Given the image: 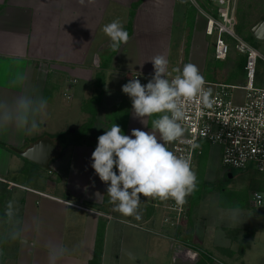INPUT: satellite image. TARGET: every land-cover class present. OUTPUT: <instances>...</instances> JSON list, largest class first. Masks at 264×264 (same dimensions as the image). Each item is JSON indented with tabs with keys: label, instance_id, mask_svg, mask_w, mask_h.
<instances>
[{
	"label": "crops",
	"instance_id": "1",
	"mask_svg": "<svg viewBox=\"0 0 264 264\" xmlns=\"http://www.w3.org/2000/svg\"><path fill=\"white\" fill-rule=\"evenodd\" d=\"M135 1L137 0H83V2L81 0H0V97L8 98L7 95L12 97L14 93L16 96L20 95L21 86L14 85L12 81L22 74L25 78L23 93L45 98L48 101L47 109L56 110L55 115L60 112L61 120L70 112L72 102L79 97L78 93L83 91L85 94H90L91 92V87L87 85L94 83V77L89 76L87 79L83 77L84 70H93L95 76L101 64L107 65L104 69L105 91L96 106V122L82 139L81 144H72L69 139L58 136V132L63 129L53 127L52 123L49 124L50 119L47 116L44 117L45 121L41 125L45 134L35 138L39 128L31 133L21 132L15 142L7 143L10 144L8 149L11 146L25 149L41 138L52 139L59 153L50 161V170L37 165L36 168L31 165V169L28 166V170L34 178L40 176V170L42 172L44 170L49 174H57L60 180H55L57 183H48L46 188L40 189L6 178L9 171L5 167L4 176L0 174V234L9 227L5 223V209L7 203L13 201L17 209V219L21 222L20 227L24 229L25 240L23 243L0 241V264H48L50 242L76 249L58 261V264H90L95 239L101 227L103 243L100 264H105L108 251L111 250L112 245H116L115 238H121L122 231L127 230L123 224L144 226L146 230L143 229V232L146 233L149 228V232L160 237L152 239L155 243L152 255L160 264L162 263L159 256L160 244L165 241L171 242L170 248H175L176 251L171 264H211L213 259L226 264H246V249L240 253L237 243L244 238L243 234L249 239L246 241L245 248L249 249L252 244H257L261 245L264 251V207H254L250 202L253 191L264 192L257 188L249 189L244 203L240 204L239 198L235 197L236 193L233 192L229 200L218 206L220 211L216 219L219 223L218 228L223 231L222 236L226 238L223 242H219L216 237L218 228L214 231V239H206L203 238L206 229L201 231L199 226L191 225L189 203L193 194L187 201L183 226L177 229L162 226V213L149 204L150 199H153L151 197L141 196L138 218L137 216L125 217L113 211L107 196V185L99 179L91 167V155L97 146V138L109 129L110 125L104 120L105 115L100 113L101 102L108 99L106 113L124 109V118L118 125L125 135H131L132 129L151 131V121L159 114L145 118L144 124L134 118L131 100L122 92V86L136 73L152 78L154 69L150 59L156 55H163L167 59L172 43H175L176 47L174 68L182 69L183 66H180V63L183 60V65L192 63L198 68L201 66L202 74L204 73L202 69H206L209 63L208 61L203 62L204 65H199L197 62L200 59L194 56L199 45L197 43L201 42V46L204 44L202 47L204 50L208 48V44L203 39L206 36L201 32L203 17L196 12L193 28L189 32L186 17L191 11L189 7H186L181 12L182 25L178 23L179 25L174 26L170 3L175 0H141L132 20L129 41L121 46L118 53L114 52L111 55L110 40L102 28L117 19L124 27L130 6ZM188 5L193 7L189 2ZM263 14L264 11L259 15V22L264 20ZM189 33V47L186 49ZM173 35L176 36L174 41ZM225 60L218 62H225ZM52 61L76 67L72 77L74 84L70 87L71 100L64 101L60 106L53 103L56 98L55 88L48 87L49 90L46 91V77L43 71L39 69V73L35 74L36 65L40 66ZM215 61L217 60L211 58V62ZM215 79L209 80L224 82ZM240 79L241 77L236 79L235 83H241ZM84 99L79 98V102L74 104V109L81 115L80 120L75 121L79 123L77 128L83 124L82 116L88 115L83 110ZM64 120L67 121V118L65 117ZM76 127L73 125L69 131L70 135L75 133ZM2 138L0 136V141L5 143ZM24 143H26L25 146H23ZM0 152L4 153L8 161L13 160L18 170L22 171L25 167L26 159L10 149L11 153L1 148ZM55 188H58L60 192L57 193ZM230 200L234 202L228 205ZM233 215L239 217L236 222L232 220ZM206 217L209 219V216L206 215ZM207 228L215 229L211 226ZM158 231L161 235L156 233ZM142 234L138 236L140 243L145 238ZM230 234H234V238H227ZM131 240L139 243L134 239ZM133 256L135 258L131 257V259L140 260L137 258L139 256L137 253ZM116 259L119 260L118 255Z\"/></svg>",
	"mask_w": 264,
	"mask_h": 264
},
{
	"label": "clouds",
	"instance_id": "2",
	"mask_svg": "<svg viewBox=\"0 0 264 264\" xmlns=\"http://www.w3.org/2000/svg\"><path fill=\"white\" fill-rule=\"evenodd\" d=\"M83 2V0H81ZM102 31L109 38V47L119 52L130 37L121 22L113 20L103 26ZM154 74L147 84L130 79L122 86L132 104V114L143 124L145 118L157 116L151 121V131L132 129L125 135L122 128L113 123L97 138L92 152L91 167L99 179L107 185V196L113 211L125 217L137 216L141 196L160 200L173 199L176 204L185 203V198L196 187L197 176L190 161L169 150L168 144L179 141L184 135L182 121L186 117V102L198 96H206L205 80L198 67L186 63L182 69L168 71V60L163 55L150 59ZM24 76L18 75L12 83L22 86ZM48 101L43 97L25 94L12 99L0 97V132L9 129L31 133L40 126L46 115ZM115 169V170H114ZM260 198V194H256ZM238 215H233L236 222ZM5 223L9 225L0 241L25 240L24 229L17 219L13 201L7 203ZM75 248L63 244H48V264H58Z\"/></svg>",
	"mask_w": 264,
	"mask_h": 264
},
{
	"label": "rangeland",
	"instance_id": "3",
	"mask_svg": "<svg viewBox=\"0 0 264 264\" xmlns=\"http://www.w3.org/2000/svg\"><path fill=\"white\" fill-rule=\"evenodd\" d=\"M200 8L203 7L202 1L201 0H196ZM171 6V17L174 23V26L177 25L178 23L182 25L183 22H181V18L183 15H181V12L184 8L188 7V1L187 0H175L173 3H170ZM194 7V6H193ZM241 7V12L239 13L238 11L236 12L237 15V25L241 24V22L246 23L247 28L253 26L258 20H259V15H261L264 11V0H236V9ZM195 8V7H194ZM197 10V8H195ZM199 13V11L197 10ZM238 14L240 17H242L241 21L238 19ZM200 16V13L198 14ZM178 24V25H179ZM204 20L201 24V32L204 35ZM186 31V30H185ZM200 34V36L202 35ZM252 34V32H251ZM240 35V34H239ZM199 36V37H200ZM241 36V35H240ZM176 38V36L172 37L173 41ZM204 42L208 44V48L204 50V44L201 46V42L197 43L198 49L195 51L197 53H194V56L199 60V65H204V63L208 62L206 66V69L204 70L203 75L204 80L206 79L207 81H210L209 79L216 78L219 80H224V79H229L231 76L230 70L233 69L235 65V61L237 57L239 56L238 54L235 53V50H231L227 59L225 62H211L212 58V49H211V43H212V38L210 37H203ZM251 42H258L257 45L258 47H261L262 49L264 48V42L263 41H257L256 39L251 38ZM203 43V42H202ZM175 43H172L171 46V51H169L170 55H167V60H168V71L174 75H176L175 72H172V69L174 68V57L176 55V47L174 45ZM263 46V47H262ZM198 54V55H197ZM169 57V58H168ZM61 66H66V68H61ZM180 66H183V60L180 63ZM201 67V66H200ZM200 67L198 68L199 71ZM36 71L35 74L39 73V69L43 71V75H45L46 80H45V87L46 91L49 90L48 87H54L56 90V98L54 99L53 103L57 106H60L64 101H70L71 100V89L70 87L73 86L74 84V79H72L74 73H75V68L73 66H68L65 65V63H61L59 61H52V62H46V64H42L40 66H35ZM176 68V67H175ZM65 69V70H63ZM260 69V71H259ZM91 71V70H90ZM89 70L85 71L82 73L83 77L87 79V77H94L93 70L90 72ZM259 71V73H258ZM78 72V71H76ZM229 72V73H228ZM260 77L262 83H264V65H257L256 69V77ZM21 74V71H20ZM137 74V73H136ZM245 82V77L243 75L241 83ZM238 83V84H241ZM24 84V83H23ZM91 87V92L90 94H85L82 92L78 93L77 95L79 97H76L75 101L72 102V108L70 112L68 113L67 116H64L60 120V110L58 109L56 115L54 112L56 111H50L47 109L46 115L50 119L49 124H53V127H59L62 128L63 131L58 132V136H61V138L65 139H75L74 137L78 138L80 137V132L77 134V132L73 135L70 136V132L73 125L74 127H78L79 123L75 122L80 120V113H78L74 109V104L78 101L79 98L82 100V98H85L84 101L86 100V103L88 105H92L94 102L91 101L92 95H96L95 91L92 89H95L94 86L95 84L92 85H87ZM75 89V88H74ZM76 90V89H75ZM24 86H21L20 94H24ZM54 92V91H53ZM83 93V94H82ZM13 94V93H12ZM55 94V93H54ZM26 95V94H25ZM235 96L238 99L242 98V92L241 91H236ZM8 99H12L16 97V94L14 93L12 97L10 95H7ZM108 99L106 98V101L103 103L101 102V107H100V113L104 114V120L110 124H120L121 121L120 119H117L116 117H112L111 113L109 111L106 113V106H107ZM97 110V107H96ZM84 112H87L84 110ZM44 116V117H45ZM97 116V115H96ZM44 117L42 118V121L40 123L39 129L36 132V137L42 136V134H45L43 131V128L41 127L42 123L45 121ZM67 118V121L64 120V118ZM83 120L82 122H86L88 119L89 115L85 116L83 115ZM62 122H65L62 124ZM75 122V123H72ZM62 124V125H61ZM72 124V125H71ZM70 126H72L70 128ZM76 127V128H77ZM69 128V129H68ZM20 131H16L15 129H9L7 131H3L0 133V136H2V140L6 143V147L8 148L12 141H16L18 135H20ZM79 136V137H78ZM1 142V141H0ZM3 143V142H2ZM26 143L23 144L25 146ZM13 147V146H11ZM1 149L9 152L8 149L2 148ZM204 156L202 157L200 163L202 166V170H200V173L204 175L205 181L203 183H198L196 184L195 191H193L192 198L190 199V222L191 225H196L199 226L201 231L205 230V235L203 234V238L206 239H214V231L218 228L219 223L217 221V214L219 215V205L223 204L226 200L230 199V194L235 192L236 196L239 198V202L242 201V203L245 202V197L247 196V193L249 189H259L257 186L259 185V182H264V173L263 172H258L254 170V168H249L245 170L241 169H232L228 171L226 168H224L221 164V149L217 145H204ZM27 166H31L30 164H27ZM199 166V165H198ZM9 171V175L6 174V178L15 180L21 184H29L30 186L44 189L46 188L48 183H57L55 180H60V177L57 176L55 173H47L46 171L43 170V172L40 170V173L38 177L34 178L32 176L31 172L27 169L26 170H18L15 167L14 161L10 160L5 157L4 153L0 152V174L4 176L3 171L5 170ZM8 168V169H7ZM31 169V168H30ZM198 169V167H197ZM15 173V174H14ZM63 173V172H61ZM231 173L233 176L229 177L228 174ZM14 174V175H13ZM202 179V178H201ZM63 185V183H62ZM201 185V186H200ZM60 187V186H58ZM54 188V187H51ZM107 188V187H106ZM56 189V188H55ZM57 188L55 191L57 193L60 192V190ZM52 191V190H51ZM63 193V192H62ZM234 193V194H235ZM252 194V193H251ZM250 195V194H249ZM244 196V197H243ZM198 197V200H196ZM232 197V198H235ZM196 200L197 204H195L193 200ZM142 201V200H141ZM234 202L232 200L228 201V205H231V203ZM199 204V205H198ZM198 205V207H197ZM196 207V208H194ZM207 216H209V219H207ZM186 219V218H185ZM213 220V221H212ZM215 228V229H208L207 227ZM123 227L127 228L126 231H122V237L119 239L115 238V246L112 245L110 248L111 250L108 251L107 254V262L105 264H160L155 258H153L152 252L154 251V241L152 239H157L160 238L159 236L153 235L152 232H143L144 230L138 227H132V226H127L123 224ZM149 229V228H148ZM143 230V231H142ZM217 239L219 242H223V239H226L225 236H222L223 231H221L219 228L217 229ZM126 232V235L124 233ZM143 233V237L145 236L144 240L142 243L138 239H140V234ZM209 236H207V235ZM234 234H230V236H227V238L232 239ZM243 239H241L238 243L244 246L246 244V241L249 240L246 236H243ZM246 238V239H245ZM121 239V240H120ZM122 239H125L124 241ZM131 239H134L135 241H138L139 243L133 242ZM146 239V240H145ZM121 243V244H120ZM171 243V242H170ZM170 243L165 241L163 244H160L161 248V253H160V258L162 259V263L164 264H171L172 263V258L173 255L176 253L175 248H170ZM115 249L116 251H112ZM246 249V264H264V251L262 250L261 245H251L249 249ZM138 254L140 260L137 261L133 255ZM116 255L119 256V260L116 259ZM160 259V260H161ZM161 263V264H162Z\"/></svg>",
	"mask_w": 264,
	"mask_h": 264
},
{
	"label": "built area",
	"instance_id": "4",
	"mask_svg": "<svg viewBox=\"0 0 264 264\" xmlns=\"http://www.w3.org/2000/svg\"><path fill=\"white\" fill-rule=\"evenodd\" d=\"M197 8L204 19V35L212 38V58L224 61L234 49L244 56L242 84L205 80L206 96H198L186 102V117L181 122L184 135L179 141L168 144L169 150L190 161L195 172L203 154L204 145H217L221 149V164L228 171L254 168L264 173V86H256L258 63L264 65V51H259L236 32V0H207L209 8L203 10L196 0H187ZM147 84L151 79L137 73L132 78ZM242 92V98L235 96ZM260 194L258 199L256 194ZM182 205L173 199H150L149 204L162 213L161 224L171 229L183 226L187 201ZM251 205L264 207V192L253 191ZM145 229L144 226L131 224ZM148 230V229H147ZM161 235V232H156ZM211 264H226L213 259Z\"/></svg>",
	"mask_w": 264,
	"mask_h": 264
},
{
	"label": "trees",
	"instance_id": "5",
	"mask_svg": "<svg viewBox=\"0 0 264 264\" xmlns=\"http://www.w3.org/2000/svg\"><path fill=\"white\" fill-rule=\"evenodd\" d=\"M201 1H202V5H203L202 9L203 10H207V8L210 5L209 2L207 0H201ZM140 3H141V0H137V1L133 2L131 4V6H130L127 23L124 26V29L129 33V35L131 34V24H132V20H133L134 14H135V10H136V8L138 7V5ZM188 7H189L191 12L189 13V15L186 18H188L187 19V26L189 28V32H191V30L193 28L194 16H195L197 11L193 7H191L190 5ZM237 11L240 13L242 11L241 7H239L237 9ZM262 17L264 19V14L262 15ZM238 19L240 21L242 19V17H240L239 14H238ZM257 22H259V20ZM251 28H252V26L247 28L246 23H244V22L242 23L241 22V24L236 25V32L238 34H240L243 39L248 41L253 47H255L256 49H258L261 52L264 51L261 47H258V45H257L258 42H251L250 41L251 38L254 39V37L251 34ZM189 38H190V33L188 34L187 39H186L187 40L186 49L189 47ZM113 53H114V51L111 50V55ZM244 64H245L244 56L239 55L237 57L236 61H235V65H234L233 69L231 71H229L230 72L229 75L231 77L229 79H227V80L226 79H224V80L222 79L221 81H224V83H228V84H237V83H235V81H236V79L238 80L239 77H241L240 81H242V77L244 75V70H243ZM261 64L262 63H259V65H261ZM100 66L101 67H99V70L95 73L94 83H93V84H95V86H94L95 89H93V90L95 91L96 95H94V96L92 95V97L90 98L91 101L94 102V103L92 105H88L86 103V100L83 102V110L87 111L89 117L86 120V122H84L75 131V133L77 132V134H79L82 131L80 133V137L78 136L79 139L76 138V137H74L75 139H73V140L69 139L72 142V144L73 143L81 144L82 139L89 133V131L93 127L94 123L96 122V114H97L96 106H97V104H99V102H100V100L102 98V95H103V93L105 91V73H104V69L107 68V65H105L104 63L101 64ZM259 71H260V69H259ZM259 71H258V73H259ZM258 73H257V77L255 79V85L256 86H262V85H264V83H262L260 77H258ZM215 80H219V79H215ZM111 116L114 117V118L116 117L117 119H120V121H121V119L124 118V109H119V110L116 109V110H114L113 112H111ZM111 125L112 124L109 125V128L111 127ZM75 133H73V135ZM73 135H70V136H73ZM0 147L8 149L6 147V145L4 143H2V142H0ZM203 156H204V149H203V154L201 155V157H200V159L198 161V164H197L198 169L196 168V173H195L196 176H197V185H198V183H200V184L201 183L204 184V182L206 183L204 175H202V173H200V170H202L201 169L202 166H200L201 165L200 161H201ZM24 162H25V167H23L22 170H26L27 169V171H28L29 167L27 166V164H30V165H32L35 168L37 167L36 165L28 162L27 160H24ZM30 168H31V166H30ZM257 187L260 190H264V182H262V183L259 182V185ZM194 191H195V189H194ZM196 200H198V197H197ZM196 200L195 199L193 200V201H195L194 202L195 204H197ZM239 203L241 204L242 201H240ZM102 233H103V228L101 227V228H99V231L97 233V237L95 239L94 252H93V257H92V259L90 261V264H100L101 255H102V243H103ZM245 246L246 245L242 246L241 244H239L238 250H239L240 253H242L244 251Z\"/></svg>",
	"mask_w": 264,
	"mask_h": 264
},
{
	"label": "water",
	"instance_id": "6",
	"mask_svg": "<svg viewBox=\"0 0 264 264\" xmlns=\"http://www.w3.org/2000/svg\"><path fill=\"white\" fill-rule=\"evenodd\" d=\"M251 32L254 39L264 41V20L253 26ZM9 149L22 158L47 170H50V161L59 153L57 145L49 137L41 138L25 149L15 147H10ZM228 176L231 177V173Z\"/></svg>",
	"mask_w": 264,
	"mask_h": 264
}]
</instances>
